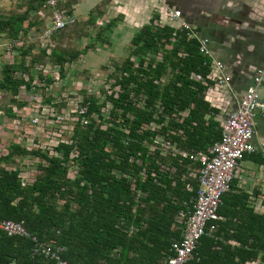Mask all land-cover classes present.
<instances>
[{
  "label": "trees",
  "instance_id": "1",
  "mask_svg": "<svg viewBox=\"0 0 264 264\" xmlns=\"http://www.w3.org/2000/svg\"><path fill=\"white\" fill-rule=\"evenodd\" d=\"M45 1L29 0L22 14L0 19V36L18 41L19 32L26 33L22 24L30 11H38ZM173 32L169 26L160 30L144 26L133 37L134 53L142 54L137 67L128 58L123 62L115 79L118 90L105 97L111 104L106 116L101 111L104 101L99 103L94 95L83 97L80 106L88 103L90 123L74 127L71 142L55 147L58 156L47 150L8 146L7 154L0 156L1 220L23 221L39 241L64 246L62 257L69 264L167 261L171 242L181 237L177 215L195 197L198 185L188 174L189 162L170 152L162 154L154 139L160 136L179 149L207 151L221 137L210 117L213 110L198 99L190 80L192 72L207 73L204 60L183 34L178 33L177 43H171ZM168 46L169 53L159 62L153 58L145 61L146 54L155 55ZM178 50L188 56L178 58ZM69 52H54L62 77L64 55H72ZM19 53L20 60L0 66V92L22 107L25 103L14 98L20 87L30 91L36 78L42 77L47 86L53 80L33 73L37 58L26 63L29 49H19ZM15 73L28 78L17 79ZM165 73L169 77L162 84ZM185 109H189L188 115L182 117L180 112ZM5 112L11 114V109ZM151 123L158 127L150 129ZM24 154L34 157L36 177L22 187L19 170H8L2 162L9 166L13 156ZM187 184H191V192L186 190ZM253 217L236 231L234 238L240 246H223L216 228L200 239L188 264H264V214ZM0 264L56 263L34 254L31 240L0 230Z\"/></svg>",
  "mask_w": 264,
  "mask_h": 264
},
{
  "label": "crops",
  "instance_id": "2",
  "mask_svg": "<svg viewBox=\"0 0 264 264\" xmlns=\"http://www.w3.org/2000/svg\"><path fill=\"white\" fill-rule=\"evenodd\" d=\"M58 4L68 12V15L74 17L75 23L68 31L52 36L48 47L49 53L43 48L41 51L47 56H50L52 51L53 54L61 53V50L56 49V45L62 41L65 42L60 45L62 47H66L67 43L72 48L75 47L70 49L72 55H64L67 60L63 65L64 76L59 73L64 84L82 76L80 72H85L86 69L92 72L99 65L104 69L109 68L124 56L137 67L142 54L134 53L135 46L132 45L131 40L144 26L158 30L169 26L174 30V26L178 23L188 24L192 34L189 36L184 32L181 34L190 41V44L196 46V52L204 60L203 66L207 68L205 75L198 72L190 74L192 89L197 92L198 99L204 101L210 111L213 110L210 117L217 123L216 128H219L221 133L225 117L237 110L243 94L253 84L256 71L264 67V0H59ZM171 11L179 13L177 21L170 18ZM81 22L86 23L84 29H81ZM77 25L79 28H76ZM54 37L62 38L57 40ZM201 40H206L209 56L199 53ZM170 46L160 49L155 55L146 54L145 61L148 62L153 58L159 62L163 54L169 53ZM176 56L184 58L188 54L178 50ZM54 61L53 67L49 62L47 66L50 70L53 68L54 73L56 70L59 72L57 59ZM216 63L222 64L220 70L216 67ZM166 67L169 70L168 64ZM222 76L229 77L226 84H218L217 80ZM168 77L169 73H165L160 82L165 83ZM93 79L95 78L92 77ZM76 83L78 87L88 84ZM113 85L117 86L115 81ZM76 86L70 93L76 90L80 95V87ZM257 91L259 97L264 99V75ZM85 93L87 96V92ZM0 94L6 96L2 92ZM45 103H51L50 106L57 110L55 99ZM188 111L189 109H185L180 115L186 117ZM1 112L5 111L2 109ZM254 131L252 138L254 152L240 160L238 173L232 180L231 189L224 194L223 204L219 208L220 219L216 222V228L221 233L218 240L223 246H240L238 240L234 238L237 229L247 226L253 220V214H264V119L256 118ZM33 139L39 140L41 137ZM27 147L29 148L25 149L32 150L29 144ZM13 160L14 164L8 166L2 162V166L8 170L18 169L19 183H21L20 173L24 181L29 174L31 180L28 178L27 183L34 181L36 177L34 157L27 154L15 155ZM29 163L31 168L27 165ZM194 165L187 166L189 172L190 167L195 168ZM73 177L74 174H69V178Z\"/></svg>",
  "mask_w": 264,
  "mask_h": 264
},
{
  "label": "built area",
  "instance_id": "3",
  "mask_svg": "<svg viewBox=\"0 0 264 264\" xmlns=\"http://www.w3.org/2000/svg\"><path fill=\"white\" fill-rule=\"evenodd\" d=\"M58 1L46 0L42 7L50 10V21L40 35L44 42L42 48L48 53L49 42L53 34L64 31L75 23L74 17L68 15L66 10L60 9ZM169 16L173 21H177L179 13L171 11ZM173 31L172 42L175 41L178 33L184 32L187 36L192 34L190 26L186 23H178L174 26ZM9 48H11V45ZM198 51L201 55L209 56L206 40L200 41ZM216 67L220 70L222 64L216 63ZM55 73L59 76L58 70ZM263 75L264 67L256 71L253 84L243 94L237 110L225 117L220 140L215 142L207 151H185L179 149L176 143L165 141L163 137L158 136L154 139V144L157 145L162 154L170 152L171 156H177L179 160L188 161L190 166L191 164L198 165V167L189 168V176L198 184L196 195L190 201V204L184 203V209L177 215V228L181 232V237L178 241L171 242L168 249L169 256L164 264H188L200 244V239L215 232L216 222L220 219L219 208L222 205L223 196L231 189L232 180L238 173L239 162L245 155L254 152L252 138L255 132V120L256 118L264 119V99L259 97L257 91ZM36 80L37 78L33 81V86ZM55 81L54 85L57 86L59 78L55 77ZM228 81L229 77L227 76H222L217 80L218 84H226ZM37 85L42 86L43 84L37 83ZM115 88H117L115 90L117 91L118 86ZM31 89L35 90L34 87ZM50 89H53L52 84L46 86L44 92H48ZM71 95L76 96L79 94L73 92ZM16 96H14L15 99ZM33 96L34 94L30 97V101L34 99ZM42 97H39L40 101H43ZM105 99V107L109 111L111 104ZM44 105L48 106L50 111L48 116L52 117L53 124L48 126L50 128L48 132L38 135L41 139H36L37 141L32 139L29 141V145L31 149L47 150L50 155L58 156L55 147L60 143L71 142L70 139L74 133V127L76 125L86 127L90 123V119L87 116L88 103L85 106H77L76 104L67 106L65 110H60L61 113H58L59 110L50 109L51 104L44 102ZM36 109L40 110V106L32 108V111ZM157 112H159V109ZM31 122L35 127L38 126L37 113L31 119ZM157 127L158 125L155 123H151L149 126L150 129ZM38 132L40 131L38 130ZM27 165L31 167L29 164ZM69 174H73V172L70 171ZM20 178L22 187L28 184V178L31 180L29 174L26 175L25 181L22 180L21 173ZM186 190L191 192L192 186L187 184ZM0 230L8 236H19L31 240L34 254H40L45 259L54 261L56 264H69L62 257L63 252L66 250L64 246L56 245L54 241H39L26 230L23 221L15 222L0 219Z\"/></svg>",
  "mask_w": 264,
  "mask_h": 264
},
{
  "label": "rangeland",
  "instance_id": "4",
  "mask_svg": "<svg viewBox=\"0 0 264 264\" xmlns=\"http://www.w3.org/2000/svg\"><path fill=\"white\" fill-rule=\"evenodd\" d=\"M28 1L29 0H0V19L8 18L9 16H18L22 14L26 10L25 6ZM61 7L60 9H64L63 7ZM89 20L91 21V18ZM49 21V8H40L38 9V11H30L27 20L24 21L22 24V27L26 29V33L23 34V32L20 31L18 41H12L7 39L6 37L0 36V44H2V46L0 47V66L4 64H11L17 60H20L21 54L19 53V49H29V55H27V58H25L26 63L29 64L31 58H37L36 63L32 65L33 67L31 66L35 70L33 71V73H39L53 80V89H50L48 92H44V88L47 85H44L46 83V80H43L42 77L40 79H42L43 81L40 82V79L38 78L35 81L36 83L34 84V91L33 89H31V91H27L24 89V87H20L19 92L16 96V100L18 102L25 103L24 106H19L20 109L17 107L16 104L10 102V97L8 95L3 97L0 94V156H4L7 153V147L11 144L20 145L21 147L28 148L27 146L30 140H32L35 136L41 135L42 133H46L50 130L48 126L53 124V120L52 117L48 116L50 114L48 106L44 105L46 99H48L49 102L55 99L58 105L56 106L57 110H59L58 113H61L60 110H65L67 106L73 104L80 106V103L83 99L82 96H86L85 92L88 93L87 96L94 95L96 99H98V102L102 103L104 101L105 95L110 94L111 90L115 91L117 89L114 87L113 82L115 81L117 76H120V70L122 66L121 64L124 62V59H126L125 56L119 61H116L114 64H111L109 68H105L106 70L100 65L97 69L94 68L95 70H92V72L86 69L85 72H80L82 76H78L76 79H73L72 81L66 82V84H64V80L61 79V77L58 76L56 73H54V69L52 68L50 70L47 66V63L49 62L50 66L53 67L52 63L55 62L53 51L50 56H47L44 52L41 51L44 42L42 41L40 35L45 29L46 24L49 23ZM29 22L33 25L29 26ZM80 24H82V22ZM85 25L86 23H83L81 29H84ZM70 28L71 27H68L64 31L56 32L53 34V36L57 33L61 34L62 32H66ZM76 28H79V26L77 25ZM54 38H57V40H61L62 37ZM62 44H65V42H58V45H56V49L61 50V53H70V49L75 48H72L71 45L68 43L66 44V47H62L60 46ZM10 45L11 48H9ZM60 47H62V49ZM38 64L40 65L39 67ZM37 70L38 72H36ZM86 72L89 74H86ZM64 74H66L65 71ZM14 76L17 79L23 78L24 80H26L28 78L24 77L19 73H15ZM1 77L2 75H0V79ZM55 77L59 78V81H57V86L54 85V82H56ZM92 77H94L95 79L92 80ZM89 78L91 79V81H89ZM73 82H87L88 84L81 85L79 86V88L77 83L75 84ZM37 83L43 84V86H38ZM75 86L80 89V95L82 96L71 95L70 92L73 91V88ZM75 92L77 91L75 90ZM33 94L34 99L30 101V97H32ZM41 96H43L42 98L44 102L40 101L39 97L41 98ZM39 106L40 110L36 109L35 111H32V108H38ZM8 108L11 109V114L1 112L2 109L5 111ZM50 109L54 110V108H52L51 106ZM102 112L106 116L108 109L104 106ZM36 113L38 114L39 120L37 127H35L34 124L31 122V119L34 118V115H36ZM38 130L42 131L38 132ZM23 160H25V158ZM30 164L31 163H29V165Z\"/></svg>",
  "mask_w": 264,
  "mask_h": 264
}]
</instances>
